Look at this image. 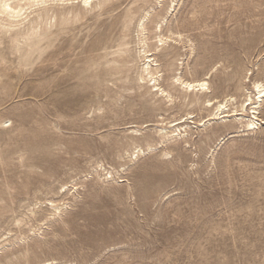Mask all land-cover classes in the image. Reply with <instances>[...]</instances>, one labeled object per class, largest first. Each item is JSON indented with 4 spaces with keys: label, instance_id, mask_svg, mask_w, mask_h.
Masks as SVG:
<instances>
[{
    "label": "rangeland",
    "instance_id": "1",
    "mask_svg": "<svg viewBox=\"0 0 264 264\" xmlns=\"http://www.w3.org/2000/svg\"><path fill=\"white\" fill-rule=\"evenodd\" d=\"M81 3L55 4L41 58L0 84V264H264V103L257 130L200 127L198 98L140 87L136 52L150 13L163 87L182 72L243 99L239 79L264 83V0ZM188 117L187 144H159Z\"/></svg>",
    "mask_w": 264,
    "mask_h": 264
},
{
    "label": "bare ground",
    "instance_id": "2",
    "mask_svg": "<svg viewBox=\"0 0 264 264\" xmlns=\"http://www.w3.org/2000/svg\"><path fill=\"white\" fill-rule=\"evenodd\" d=\"M74 0H0V84L6 87L11 78V72L14 69L15 61H19L20 66H28L41 58L43 53L42 44L46 39H52L49 32L51 21L57 8L55 4L72 2ZM121 0H82L83 7L105 5L107 2L116 6ZM160 4V3H159ZM68 5V4H67ZM72 11V8L70 9ZM69 10V12H71ZM170 11V10H169ZM151 12V11H150ZM150 13H147L137 24L139 34V49L137 55L142 61L140 80L143 83L140 87L149 86L152 83L151 93L159 97L162 105L169 107L173 105L179 96L188 97L193 95L198 98V103L208 112L210 119L208 124L200 127H211L217 125L225 129H236L238 132H250L257 130L260 126V109L264 103V83L255 81L252 83L253 92L246 91L245 82L239 79L237 89L242 92L243 99L237 100L234 95H225L218 99L209 86L207 79L198 81H187L183 78L182 72L177 73L171 81V89H167L160 84V66L151 59V50L146 43V33L150 21ZM60 25L65 24L66 18ZM134 19L131 13L126 15V25L129 26ZM162 22L157 24L156 29L161 30ZM138 36V35H137ZM149 42V41H148ZM167 41L163 36L158 37V45L163 46ZM137 46V45H136ZM49 47V45H48ZM224 80L233 81L237 78L236 74H229ZM145 84V85H144ZM173 91L180 94L174 96ZM180 121L177 125L170 123L167 128L158 129L160 145L173 140H183L189 136L192 127L186 125L187 121ZM189 123V122H188ZM191 124V123H190ZM138 133V131H133ZM183 140V144H187ZM148 151L154 150L149 146ZM130 158L137 154L145 153L140 147L134 149ZM136 159V158H135ZM56 211L60 208L54 207ZM53 208V209H54ZM58 213V212H57Z\"/></svg>",
    "mask_w": 264,
    "mask_h": 264
}]
</instances>
